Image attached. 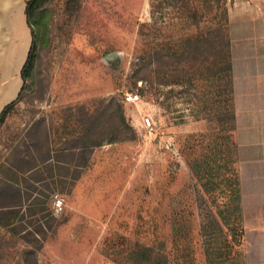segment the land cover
Masks as SVG:
<instances>
[{
    "label": "rangeland",
    "instance_id": "obj_1",
    "mask_svg": "<svg viewBox=\"0 0 264 264\" xmlns=\"http://www.w3.org/2000/svg\"><path fill=\"white\" fill-rule=\"evenodd\" d=\"M226 9L227 0L43 7L24 97L0 126V204L16 202L15 188L22 203L0 211V264H243L242 219L219 214L229 192L209 191L193 167L219 151L230 159L235 144L230 113L208 110L225 76ZM128 91L138 105L123 102ZM84 111L95 118L88 141L102 144L56 150L82 141L70 133L88 125ZM149 114L154 133L141 125Z\"/></svg>",
    "mask_w": 264,
    "mask_h": 264
},
{
    "label": "crops",
    "instance_id": "obj_2",
    "mask_svg": "<svg viewBox=\"0 0 264 264\" xmlns=\"http://www.w3.org/2000/svg\"><path fill=\"white\" fill-rule=\"evenodd\" d=\"M26 3L0 0V112L23 85L21 70L33 39ZM226 21L225 68L218 72L225 76L214 80L217 98L208 110L231 117L230 134L238 155L243 264H264V0H227Z\"/></svg>",
    "mask_w": 264,
    "mask_h": 264
},
{
    "label": "trees",
    "instance_id": "obj_3",
    "mask_svg": "<svg viewBox=\"0 0 264 264\" xmlns=\"http://www.w3.org/2000/svg\"><path fill=\"white\" fill-rule=\"evenodd\" d=\"M53 0H27L26 3V15H27V22L32 30V44L30 51L28 53L27 59L23 65V68L21 70V77L23 79V85L21 90L19 91L18 96L8 103L0 112V126L1 124L6 120L8 115H10L14 110L17 109V106L19 102L24 97V92L27 88V79L29 75L31 74L32 68L34 66L35 62V56L37 51V24L41 23L42 21V13H43V7L51 2ZM225 15L227 16V9L225 10ZM226 27H227V21H226ZM227 31V30H226ZM120 112H121V118L120 121H123L125 124L126 121L123 117V107L120 105ZM88 111H84V114L82 113V116L84 120H86L88 125H85L84 123L81 125L82 131H73L70 133L72 137L74 136H82V141H68L66 143L65 147H56V150H60L62 148L65 149H73V148H87L94 145H100L102 144L101 141L98 142H90L88 141L90 138V135L94 133L95 130V118L92 116H89ZM94 119V120H93ZM79 122V121H78ZM77 133V134H76ZM46 137L48 138V134L46 133ZM227 139H229V135L227 136ZM48 141V139H47ZM54 145L57 143V141H54ZM231 152V158L228 159L227 155H225V152L219 151V153L214 157H206V163L202 166V163L194 164V169L196 173L204 180V184L208 186V190L211 192L220 191L221 193H225V190L229 192V203L226 207V209H221L220 213L221 215L228 214V218L225 217V223L231 224L232 221L240 220L242 219V211H241V193H240V180H239V173H238V167H237V161H238V155H237V146L236 143L234 144L233 150ZM50 156V153L48 154ZM207 166V168L203 169V167ZM201 172H203L201 174ZM14 191L16 197V202H13L11 204H0V211H2L4 208H13V207H21V201H19L18 198H20V189L15 188ZM2 194V192L0 193ZM233 206H231V205ZM235 205V206H234ZM237 209V211H234ZM235 212V217L233 215H229L231 212ZM229 212V213H228ZM227 216V215H226ZM233 217V219H232ZM232 219V220H231ZM5 223V222H4ZM9 224V223H5Z\"/></svg>",
    "mask_w": 264,
    "mask_h": 264
},
{
    "label": "built area",
    "instance_id": "obj_4",
    "mask_svg": "<svg viewBox=\"0 0 264 264\" xmlns=\"http://www.w3.org/2000/svg\"><path fill=\"white\" fill-rule=\"evenodd\" d=\"M141 95L138 92H126L123 96V102L128 104H136L138 105L139 102H141ZM155 120L151 114L144 117L141 121V125L143 126V129L146 130L148 133H154L155 132ZM62 201L61 199H58L55 203L56 207H61ZM104 264H112L110 261L104 262Z\"/></svg>",
    "mask_w": 264,
    "mask_h": 264
}]
</instances>
